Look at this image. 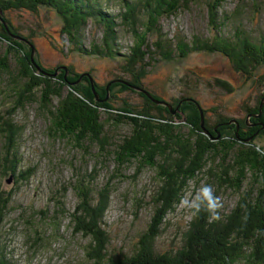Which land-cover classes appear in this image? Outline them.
<instances>
[{
    "label": "trees",
    "instance_id": "trees-1",
    "mask_svg": "<svg viewBox=\"0 0 264 264\" xmlns=\"http://www.w3.org/2000/svg\"><path fill=\"white\" fill-rule=\"evenodd\" d=\"M122 1L123 11L117 16L121 17V24L133 38V45L124 59V71L131 79L119 78L113 85L136 92L144 107L129 108L123 103L118 108L119 114L114 120L130 127L129 135L123 137L119 144L109 142L106 137V121L101 119V113H108L112 105L101 95L95 97L93 87L96 93L98 91L91 76L88 73H70L72 76L66 80L63 73L56 77L54 70H43L31 60L28 46L32 47V44L2 19L5 26L2 25L0 41L5 39L13 44L19 41L17 43L22 44L25 50L24 54L15 56L13 72L7 60L11 55L10 47L0 57V79L8 81L5 95L13 98L11 109L4 113L5 118H0V181L12 177L9 184L17 187L33 174L31 169L19 171L22 159L16 140L22 130L11 117L15 110L31 102L34 91L40 88V106L48 115L53 132L72 141L75 147L84 148V142L97 145L98 156L109 155L107 148L114 147L115 173L134 162L136 167L132 179L142 169L148 168L154 170L158 184L151 196L149 223L139 234L130 254H114L108 249L110 239L104 229V218L110 203L113 177L101 188L92 187L94 175L76 180L72 188L78 202L71 212L67 211L64 203L56 202L52 216L44 211L39 213L38 220L24 221L32 233L37 234V225L56 230L59 218L67 215L72 235L88 240L83 253L91 264H264V148L256 143L259 140L264 142V129L259 132L248 127L245 119L228 124L227 119L220 118L209 125L202 109L201 123L197 101L187 98L188 102L181 99L171 104L152 95L140 84V78L149 66L147 59L159 55L163 60H170L173 55L170 41L161 33V18L173 15L179 8L188 10L190 6L202 3L198 0ZM226 1L205 0L202 4L207 25L212 30H219L218 23L223 25L218 20V10ZM41 6L50 8L60 17L61 35L76 52L109 57L119 55L117 16L109 13L100 0H0V15L11 10L34 13ZM139 13L143 19L138 17ZM88 21L99 25L102 35L100 45L93 43L85 49L81 35ZM153 34L158 38L148 42V37ZM174 51L180 58L190 51L219 53L230 60L236 72L245 76L264 65V38L254 43L242 30H236L230 39L215 36L209 40L194 36L190 45L177 42ZM215 85L226 92L232 91L222 80H215ZM52 98L57 100L55 105L51 103ZM261 100L254 107L244 108L246 115L255 116L248 121L256 122V115L264 121V107L259 112ZM178 121L183 122L187 132L181 131L182 125ZM206 164H211L208 170ZM202 175L207 178L206 184L213 186L215 195L224 188L237 196L236 203L229 209H221L218 221H210L205 211L191 217L180 235L179 246L158 251L155 244L166 217L180 204L189 183L198 184ZM62 190L65 191V187ZM15 192L12 186L4 190L0 183V264H9L3 235L6 218L13 209L11 203ZM42 233L39 232L33 244L39 248L43 247Z\"/></svg>",
    "mask_w": 264,
    "mask_h": 264
},
{
    "label": "rangeland",
    "instance_id": "rangeland-1",
    "mask_svg": "<svg viewBox=\"0 0 264 264\" xmlns=\"http://www.w3.org/2000/svg\"><path fill=\"white\" fill-rule=\"evenodd\" d=\"M204 1L198 0L202 4ZM100 2L112 15L117 16L123 11L122 0ZM202 4L190 6L188 10L179 8L173 15L161 18V33L170 41L173 55L170 60H163L159 55L147 59L149 66L142 74L140 84L152 95L171 104L187 98L197 101L209 125L215 124L220 118L233 124L236 120L246 118L244 108L254 107L264 98V65L245 76L236 72L230 60L219 53L190 51L180 58L174 49L179 41L190 45L194 36L209 40L215 36L230 39L236 30L244 31L257 43L264 38V0H227L218 10V20L223 25L218 23L217 31L207 25L206 10ZM141 14H138L140 19ZM0 16V32L2 25L5 26L4 19L7 25L32 44V47L26 44L32 51L31 60L43 70H54L56 77L63 73L66 80L71 74L88 73L91 76L98 91L96 93L93 87L95 97L101 95L112 105V110L108 113H101V119L106 121L104 129L109 142L119 144L123 137L129 135L130 127L127 124H117L114 120L119 114L118 108L126 103L129 108L132 106L142 109L144 103L136 92L122 90L113 85L117 83L116 79H131L124 71V59L133 45V38L121 24V17L116 18L119 55L109 57L76 52L61 35V19L50 8L41 6L34 13L11 10ZM101 35V27L88 21L81 35L84 48H90L93 43L100 45ZM151 36L148 37V42L158 38L157 34ZM17 42L9 43L5 39L0 41V57L10 47L11 55L7 60L11 71L15 67V56L24 54L25 50ZM217 79L228 83L232 91L226 92L217 87ZM7 82L6 78L0 79V118H5L4 113L12 106L13 98L5 95ZM40 96L41 89L38 88L34 91L33 100L24 104L22 109L15 110L11 117L22 130L16 140V148L22 159L19 171L31 169L33 174L27 182L17 184V187L12 183H5L8 177L0 181L4 190L10 186L16 190L11 203L13 209L11 208L6 218L3 235L9 264H91L84 258L83 253V247L88 240L80 235H72L67 215L59 218L56 230L36 224L37 234L32 233V229L26 228L24 224L26 219L38 220L40 212L46 211L48 216H52L56 202L64 203L67 211L71 212L78 202L72 186L76 180L89 175L95 176L92 182V187L95 188H101L113 177L110 203L104 218V229L110 239L108 249L114 254H130L152 213L151 196L158 184L154 170L144 168L132 179L136 167L134 162L115 173L116 165L112 155L114 147L107 148L109 155L98 156V147L95 144L84 142V148L73 146L72 141L53 132L48 115L40 106ZM51 103L55 105L57 100L52 98ZM177 114L182 120L180 112ZM178 123L183 124L182 121ZM181 131L187 132L188 129L182 125ZM256 143L264 148L262 140ZM1 145L0 137V148ZM209 166L211 164H206L207 170ZM200 178L198 184L189 183L182 198L194 196L201 184L207 182L204 175ZM62 187H65V191ZM216 195L222 198V209L231 208L237 200V196L224 188ZM191 217L193 216L180 202L166 217L155 248L163 252L179 246L180 235L188 226ZM39 232H44L42 248L37 247V244L33 245Z\"/></svg>",
    "mask_w": 264,
    "mask_h": 264
},
{
    "label": "clouds",
    "instance_id": "clouds-1",
    "mask_svg": "<svg viewBox=\"0 0 264 264\" xmlns=\"http://www.w3.org/2000/svg\"><path fill=\"white\" fill-rule=\"evenodd\" d=\"M181 206L192 216H197L201 211L209 214V219L220 220L219 211L223 208L222 198L215 195L212 185L202 183L194 196H185L181 199Z\"/></svg>",
    "mask_w": 264,
    "mask_h": 264
},
{
    "label": "flooded vegetation",
    "instance_id": "flooded-vegetation-1",
    "mask_svg": "<svg viewBox=\"0 0 264 264\" xmlns=\"http://www.w3.org/2000/svg\"><path fill=\"white\" fill-rule=\"evenodd\" d=\"M262 102H260L259 104V109L261 112L262 108L264 107V98L261 100ZM258 117H256V122H249L248 119L250 117H255V116H251V115H246V118H245V124L248 125V127L254 129V130H258L259 132L262 131L264 129V121L263 119H260V116L259 115H256Z\"/></svg>",
    "mask_w": 264,
    "mask_h": 264
},
{
    "label": "water",
    "instance_id": "water-1",
    "mask_svg": "<svg viewBox=\"0 0 264 264\" xmlns=\"http://www.w3.org/2000/svg\"><path fill=\"white\" fill-rule=\"evenodd\" d=\"M33 50V49H32ZM31 54H32V51H31ZM150 99L151 96L149 94H146ZM154 102L158 103L157 101L154 100ZM161 104H164L165 106H167L169 108V105L165 104L164 102H162ZM199 114H200V117H201V123H202V113H201V109L199 108ZM11 178L12 177H9V179L6 180V183L9 184L11 182Z\"/></svg>",
    "mask_w": 264,
    "mask_h": 264
}]
</instances>
